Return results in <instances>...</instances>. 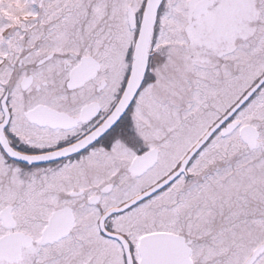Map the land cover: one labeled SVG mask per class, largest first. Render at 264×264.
<instances>
[{
	"label": "snow or ice",
	"instance_id": "snow-or-ice-1",
	"mask_svg": "<svg viewBox=\"0 0 264 264\" xmlns=\"http://www.w3.org/2000/svg\"><path fill=\"white\" fill-rule=\"evenodd\" d=\"M0 264H264V0H0Z\"/></svg>",
	"mask_w": 264,
	"mask_h": 264
}]
</instances>
